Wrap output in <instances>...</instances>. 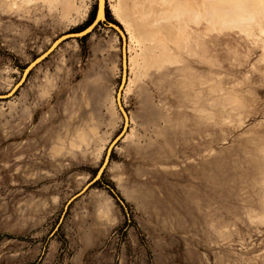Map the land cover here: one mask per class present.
I'll use <instances>...</instances> for the list:
<instances>
[{
    "label": "rangeland",
    "instance_id": "374dc122",
    "mask_svg": "<svg viewBox=\"0 0 264 264\" xmlns=\"http://www.w3.org/2000/svg\"><path fill=\"white\" fill-rule=\"evenodd\" d=\"M159 1L145 15L134 5L141 21L125 25L105 0L107 18L131 27L126 125L111 109L113 29L61 42L26 73L97 0H0V264H264L263 51L238 30H208L204 0H188V21Z\"/></svg>",
    "mask_w": 264,
    "mask_h": 264
},
{
    "label": "bare ground",
    "instance_id": "6f19581e",
    "mask_svg": "<svg viewBox=\"0 0 264 264\" xmlns=\"http://www.w3.org/2000/svg\"><path fill=\"white\" fill-rule=\"evenodd\" d=\"M33 0H6V2H7V5H8V7L11 9V8H18V7H20V6H22L23 4H25V3H31ZM45 3H47V5L50 7V6H58V5H63L64 7H70L73 3L70 1V0H43ZM118 2H117V5L116 6H114V11H115V13H116V17H117V19L118 20H120L121 22H123V23H125V25H127L128 23H131L133 20H135V18L137 19V22H138V18L136 17V15H137V12L139 13V11H137L138 9H136V8H133V6L134 5H137L138 7H143V11H141L142 13L141 14H143V15H145V13L147 12L148 13V6L150 5V4H147V2H149V3H151V1H156V0H117ZM161 1V4H163V3H166V4H168L169 6H171L172 7V11H171V15H174V14H176V17L179 15V13H181V14H183V15H185L186 16V18H185V20L187 19V18H190L189 16H188V9H190L189 7H188V0H160ZM160 1H159V3H160ZM196 1V0H195ZM203 1V0H202ZM199 4L200 5H202L201 4V1L199 0ZM27 5V4H26ZM140 5V6H139ZM167 5V6H168ZM62 6V7H63ZM74 6V5H73ZM192 6H194V5H192ZM192 6H190L191 8H194V7H192ZM152 6H150V11H155L157 8H155V10L154 9H152V8H154V7H152ZM204 9H205V11H207V13H209V14H207V15H209L211 18H210V20L208 21L207 19H205V17L204 16H202V18H203V24L204 23H210V26H207V28L209 27V29L208 30H210V29H212L213 31V33L214 32H218V31H221L222 30V28L224 27V29H232V30H238L239 31V33H241L242 35L244 34L245 35V37H248V38H252L253 40H254V43L255 42H257V43H259L260 44V47H261V49H262V51H263V53H262V60H264V0H204V7H203ZM69 9V8H68ZM134 9H136V10H134ZM171 9V8H170ZM201 9V8H200ZM207 9V10H206ZM103 10L105 11V0H104V4H103ZM196 10H197V8H196ZM202 11H203V9H201ZM200 10V11H201ZM157 11V10H156ZM156 11H155V13H156ZM159 11V10H158ZM166 11V10H165ZM199 11V12H200ZM202 11H201V13H202ZM196 12V11H195ZM204 12V11H203ZM163 13H164V11H163ZM163 13H162V11H159V15H158V12H157V15L158 16H160V17H162L160 14H162L163 15ZM169 13V12H168ZM167 14V13H166ZM190 15V14H189ZM197 15V14H196ZM196 15H195V18H196ZM203 15V14H202ZM205 15V14H204ZM139 16V15H138ZM156 16V15H155ZM166 16L167 15H165V18H166ZM169 16V18H170V14L168 15ZM167 16V17H168ZM191 16V15H190ZM198 16V15H197ZM141 17V16H140ZM157 17V16H156ZM171 17H173V16H171ZM194 17V16H193ZM199 17V16H198ZM143 18V17H142ZM147 18V17H146ZM158 18V17H157ZM164 18V17H163ZM168 18V21L171 19H169ZM177 18H179V16L177 17ZM195 18H193V20L195 19ZM201 18V17H200ZM201 18V19H202ZM180 19V18H179ZM182 19V18H181ZM180 19V21H183V20H181ZM146 20V19H145ZM150 20V19H149ZM148 20V21H149ZM154 20H156L155 18H154ZM172 20V19H171ZM196 20V19H195ZM198 20V19H197ZM139 21H141V18H140V20ZM177 21V20H176ZM186 21H188V20H186ZM202 21V20H201ZM135 22V21H134ZM133 22V23H134ZM146 22V21H145ZM152 22V21H151ZM177 23H178V21H177ZM188 23V22H187ZM191 23H194V22H192L191 21ZM138 25L140 24V23H137ZM145 24H147V22L145 23ZM145 24H143V27H145L146 25ZM157 24H158V22H157ZM172 25H174L173 24V22L171 23ZM188 24H190V23H188ZM187 24V25H188ZM132 25V24H131ZM136 25V24H135ZM145 25V26H144ZM149 25V24H148ZM160 25V24H159ZM162 25V24H161ZM123 26H124V24H123ZM133 26V25H132ZM140 27L142 26L141 24L139 25ZM155 26V25H154ZM157 26V25H156ZM155 26V27H156ZM164 26V25H163ZM163 26H161V28H163ZM190 26V25H189ZM201 26H202V24H201ZM126 28L124 29V33L126 34V35H129V38H128V44H126V55L128 54V53H130V51H131V49H132V47H131V37L132 36H130V30H129V28H131V27H129V28H127V26H125ZM138 27V26H137ZM159 27V26H158ZM165 27V26H164ZM177 27V26H176ZM199 27V26H198ZM205 27V26H204ZM136 28V27H135ZM146 28H148L149 29V31L148 30H144L143 28V30L144 31H148V33L150 32L151 33V30H150V28H151V26H148V27H145V29ZM152 28H154V27H152ZM160 28V30L162 31V29ZM167 29H168V25H167V27H166ZM169 28H171V26H169ZM179 28V27H178ZM177 28V30H179ZM184 28V27H183ZM186 28V27H185ZM185 28L184 29H182L183 30V32H185L184 30H185ZM132 29H134V27L132 28ZM138 29V28H137ZM137 29H135V30H137ZM141 29V28H140ZM159 30V29H158ZM165 30V29H164ZM171 30H173L172 28H171ZM170 30V31H171ZM140 30L138 29V32H139ZM174 31V30H173ZM179 31H181V30H179ZM186 31H188V30H186ZM191 31V30H190ZM205 31V30H204ZM231 31V30H230ZM134 33H135V31H133ZM133 32H132V34H133ZM143 31L141 30V33H142ZM164 32V31H163ZM161 33V32H157V34L159 33V36L160 35H162V34H164V33ZM169 32V31H168ZM167 32V33H168ZM182 32V33H183ZM197 32V31H196ZM141 33H139V34H141ZM147 33V32H146ZM145 32L143 33V35L144 34H146ZM153 33H154V31H153ZM161 33V34H160ZM166 33V34H167ZM173 32H169L168 34H172ZM181 33V32H180ZM187 33V32H186ZM203 33V32H202ZM136 34H137V31H136ZM156 34V35H157ZM175 36H176V31L173 33ZM172 34V35H173ZM177 34H178V31H177ZM185 34V33H184ZM188 34H191V33H188ZM188 34H186V35H188ZM206 34V33H205ZM142 35V36H143ZM151 35V34H150ZM181 35V34H180ZM197 35V34H196ZM195 35V36H196ZM119 35H116V38H120V37H118ZM140 36V35H139ZM146 36V35H145ZM147 36H149V35H147ZM147 36L145 37V39H147ZM153 36V35H152ZM179 36V35H178ZM181 36H183V35H181ZM60 37V36H59ZM58 37V38H59ZM135 37H136V35H135ZM150 38H151V36H149ZM161 37V36H160ZM160 37H159V40H160ZM174 37V36H173ZM180 37V36H179ZM178 37V38H179ZM197 37V36H196ZM137 38H138V36H137ZM137 38H135L137 41H139V43L141 42V40H138ZM140 38H142V37H140ZM158 38V37H157ZM168 38V37H167ZM190 38V37H189ZM188 38V39H189ZM149 39V38H148ZM147 39V40H148ZM164 39H166V38H164ZM177 38H175L174 39V41L176 40ZM191 39L192 40H196V39H194L193 37H191ZM190 39V40H191ZM198 39V38H197ZM56 40V39H55ZM143 40H144V38H143ZM146 40V41H147ZM149 40H151V39H149ZM170 40V39H169ZM178 40V39H177ZM183 40V39H182ZM185 40V39H184ZM121 41V40H120ZM153 41V43L154 42H156V40L154 39V40H151V42ZM158 41V40H157ZM161 41V40H160ZM159 41V42H160ZM165 41H167V39L165 40ZM164 41V42H165ZM172 41V40H171ZM145 42V41H144ZM144 42H143V44H144ZM150 42V41H149ZM150 42V43H151ZM176 42H178L179 43V40L178 41H176ZM175 42V43H176ZM186 42H188V41H186ZM54 43V41L50 44V46L46 49V51L51 47V45ZM58 43V42H57ZM56 43V44H57ZM166 43V42H165ZM183 43V42H182ZM196 43V42H195ZM199 43V42H198ZM198 43H196V45L198 44ZM56 44L52 47V49H50L47 53H46V55L48 54V53H50L54 48H55V46H56ZM141 44V43H140ZM157 45H159L158 43H156ZM160 44H163V43H160ZM167 44H168V42H167ZM173 44V43H172ZM177 44V43H176ZM184 44H185V41H184ZM183 44V45H184ZM189 44V43H188ZM142 45V44H141ZM145 45V44H144ZM147 45V44H146ZM145 45V46H146ZM150 45V44H149ZM149 45H147L146 46V48L149 46ZM169 45V44H168ZM171 45V44H170ZM195 45V46H196ZM155 46V47H154ZM153 47L154 48H152V49H155L156 48V45H154ZM179 46H182V45H179ZM185 46V45H184ZM151 47H152V44H151ZM159 48H161L160 47V45L158 46ZM163 47V46H162ZM168 47V46H167ZM176 47V46H175ZM178 47V46H177ZM193 47V46H192ZM141 48V47H140ZM145 48V47H144ZM159 48L157 49V50H159ZM166 48V47H165ZM165 48H163V49H165ZM169 48V47H168ZM168 48H167V50H168ZM179 48V47H178ZM177 48V49H178ZM183 48V47H182ZM185 49H187L186 47H184ZM190 48V47H189ZM142 49V48H141ZM152 49H148V50H152ZM176 49V48H175ZM147 50V51H148ZM162 50V49H161ZM161 50H159V53H161L162 51ZM142 51V50H141ZM149 51V52H150ZM163 51H165V50H163ZM144 52H146V49H145V51ZM152 52L154 53V50H152ZM168 52H169V50H168ZM44 53V52H43ZM120 53H121V55H122V50H121V48H120ZM148 52H146V54H147ZM153 53H151L152 55H153ZM140 54H142V56L144 55V56H149L148 57V59H146V61H145V63H149V61H150V65H148V67H147V69H149V66H151V63H153L154 64V62L152 61L153 60V58L150 56V55H145V53H141L140 52ZM158 54V53H157ZM163 54H164V52H163ZM169 54V53H168ZM156 55V54H155ZM171 55V54H170ZM169 55V56H170ZM174 55V54H173ZM141 56V55H140ZM141 56V57H142ZM160 56V55H159ZM158 56V57H159ZM167 56V55H166ZM168 56V57H169ZM151 58H152V60H151ZM160 58H161V56H160ZM166 58V57H165ZM174 57H172V59H173ZM175 58H176V56H175ZM175 58H174V60H175ZM158 59V58H157ZM167 59V58H166ZM165 59V60H166ZM144 59H143V57H142V61H143ZM155 61V63L157 62L156 60H154ZM167 61V60H166ZM144 62V61H143ZM142 62V63H143ZM161 62H162V60H161ZM133 63H134V59H133V57H131V55H129L128 54V57H127V67H126V69L127 70H132V68H133ZM172 63V62H171ZM123 63H122V58H121V65H122ZM158 64V63H157ZM142 65H144L145 66V64H142ZM161 65V64H160ZM147 66V65H146ZM154 66H156V64H154ZM162 66V65H161ZM145 69V68H144ZM28 70L29 69H27L26 70V73L28 72ZM121 70H122V68H121ZM122 76H123V73H122ZM123 79V77L121 78V80ZM126 80V79H125ZM125 84H126V82H124L123 83V86H122V88H121V92H122V90L124 89V86H125ZM127 87H128V83H127V85H126ZM127 87L124 89V93L127 91ZM117 94H118V91H116V96L114 97V99L112 100V102H111V108H112V111H113V113H118L119 115H120V117L122 118V120L125 122V124L127 125L128 123H129V121H130V119L128 118V114L126 113V117L123 115V113H122V111L120 110V108H119V105H118V102H117ZM121 96V97H120ZM119 96V98H121L122 99V94ZM125 100V99H124ZM122 107H123V109H125L124 108V106L122 105ZM119 109V110H118ZM120 111V112H119ZM225 120V119H224ZM93 131V130H92ZM126 132V130L124 131L123 130V133L121 134V136H123L124 135V133ZM120 136V137H121ZM120 137L117 139V140H119L120 139ZM77 140H78V138H77ZM116 140V141H117ZM113 141V140H112ZM111 141V142H112ZM115 141V142H116ZM111 142H110V144H111ZM115 142L113 143V145L115 144ZM112 145V146H113ZM107 149V148H106ZM107 164V163H106ZM106 164L104 165V167L106 166ZM103 169L104 168H102L101 170H100V172H99V174H98V178L101 176V174H102V171H103ZM85 187V186H84Z\"/></svg>",
    "mask_w": 264,
    "mask_h": 264
},
{
    "label": "water",
    "instance_id": "95a60500",
    "mask_svg": "<svg viewBox=\"0 0 264 264\" xmlns=\"http://www.w3.org/2000/svg\"><path fill=\"white\" fill-rule=\"evenodd\" d=\"M103 4H104V0H97L96 2V10H95V15L93 17V19L91 20L90 23H88L84 28L77 30V31H72V32H68V33H64L62 34L59 38H57L54 43L51 45V47L45 51L44 53H42L39 57H37L34 61H32L27 69H30L31 67H33L35 64H37L38 62H40L41 60H43L48 54H50L61 42L66 41L68 39H78L81 38L83 36L88 35L89 33H91L95 27H97L98 25L102 24L108 28L113 29L114 31L117 32V34L120 37L121 40V50H122V73H123V79L120 82V86L118 89V94H117V102L119 105L120 110L122 111L123 115L126 117V111L125 109H123L122 107V101L121 98H119V96L122 94L121 92V88L123 86V83L126 82V77H127V55H126V34L124 33V30L122 29V27L113 21H110L107 16H106V12L103 10ZM58 42V43H57ZM57 43V44H56ZM55 46V48L46 55V53L52 49V47ZM6 95H0V98L5 97ZM121 97V96H120ZM98 174L99 171L97 172V174L95 175V177L82 189V191L80 193H78L75 197L79 196L84 190H86L87 188H89L91 185L94 184L95 181H97L98 178ZM73 197V198H75ZM121 202V201H120ZM122 203V202H121Z\"/></svg>",
    "mask_w": 264,
    "mask_h": 264
},
{
    "label": "crops",
    "instance_id": "0c3cea01",
    "mask_svg": "<svg viewBox=\"0 0 264 264\" xmlns=\"http://www.w3.org/2000/svg\"><path fill=\"white\" fill-rule=\"evenodd\" d=\"M112 109V108H111ZM113 112V111H112ZM114 114V113H113ZM92 132H94V130L92 131ZM77 138H78V143H84V142H86L87 141V139H88V136L86 135V133H84V132H79L78 133V135H77Z\"/></svg>",
    "mask_w": 264,
    "mask_h": 264
},
{
    "label": "trees",
    "instance_id": "16d2710c",
    "mask_svg": "<svg viewBox=\"0 0 264 264\" xmlns=\"http://www.w3.org/2000/svg\"><path fill=\"white\" fill-rule=\"evenodd\" d=\"M95 10H96V6H95V9H94L93 13L91 14V18L88 20V23L93 19L94 15H95ZM107 17L109 18L108 13H107ZM109 19H110V18H109ZM83 38H84V36L81 37L80 39H83ZM97 181H98V180H97ZM97 181H95L94 183H96Z\"/></svg>",
    "mask_w": 264,
    "mask_h": 264
}]
</instances>
